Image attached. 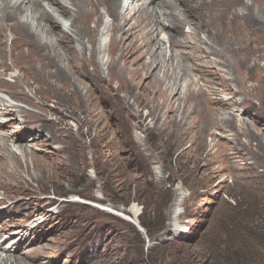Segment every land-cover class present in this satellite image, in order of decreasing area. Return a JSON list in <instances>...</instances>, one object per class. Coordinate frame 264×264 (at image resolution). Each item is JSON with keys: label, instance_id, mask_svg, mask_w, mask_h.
<instances>
[{"label": "rangeland", "instance_id": "374dc122", "mask_svg": "<svg viewBox=\"0 0 264 264\" xmlns=\"http://www.w3.org/2000/svg\"><path fill=\"white\" fill-rule=\"evenodd\" d=\"M222 7L227 8V2ZM199 11L205 20L211 16L214 26H220L212 8ZM90 26H95L93 21ZM164 35L169 56L175 47ZM99 39L105 44L110 37ZM101 59L105 63L107 56ZM260 65H264V58ZM235 70L231 68L232 76L225 78L234 79L231 86L238 93L224 90L235 107L223 113L231 118V113L239 110L240 117L229 122L203 115L190 136L163 125L168 106L152 93L149 76L138 81L145 87V97L138 100L133 93L127 99L129 111H118L126 94L118 92L117 83L100 86L105 92L109 87L110 95L118 96L113 111L107 112L106 123L114 125L110 136L103 138L94 134L97 123L93 128L86 122L79 125L77 118L84 108L70 100L69 91L60 89L59 84L55 90L42 88L43 100H35L41 107L34 110L71 131L66 133V142H55L46 149L54 153L63 147L67 150L60 158L43 156L38 169L16 176L18 184L10 193L17 194L18 199L4 202L0 198V244L15 247L14 257L24 251L23 264H264V70L252 73L255 81L245 84L237 76L241 70ZM16 73L18 70L9 73L5 81L12 84L8 79ZM183 79L187 77L182 76L184 83ZM219 83L222 89L224 81ZM253 83L258 84L255 94L245 95L244 89L248 91ZM19 90L33 95L25 85ZM0 96L8 98L10 105L16 103L30 110L7 93L0 92ZM244 99L247 108L240 104ZM201 106L204 114L218 111L204 102ZM51 109L56 111L49 112ZM244 109L254 115L253 120L242 116ZM22 120L18 115L17 122ZM207 126L210 129L202 136ZM221 136L226 137L219 143L223 151L213 163L206 153L212 139ZM11 147L18 152L13 144ZM184 150L185 157H180ZM205 164L211 169H204ZM55 174L59 178L53 180ZM30 191L36 196L31 205ZM5 192L0 189V197ZM133 207L136 216L129 212ZM146 212L153 214L152 222L145 219ZM132 216L138 221L144 218L153 236L141 224L145 233L140 232L127 219Z\"/></svg>", "mask_w": 264, "mask_h": 264}, {"label": "bare ground", "instance_id": "6f19581e", "mask_svg": "<svg viewBox=\"0 0 264 264\" xmlns=\"http://www.w3.org/2000/svg\"><path fill=\"white\" fill-rule=\"evenodd\" d=\"M219 2L222 5L227 2V8L216 5ZM202 7L215 11L219 27L214 26L211 16L205 20L200 15ZM90 20L95 24L93 28ZM185 26L189 27L188 32L184 31ZM163 34L175 47L169 56ZM106 35L110 39L102 44L99 37ZM102 55L107 56L105 63ZM146 55L150 56L149 61L145 60ZM261 58H264V0H0V92L30 107L27 111L20 104L10 105L8 98L0 96V189L6 191L0 198L4 202L15 201L17 194L10 192L18 184L16 176L25 170L38 169L43 156L52 160L51 155L60 158L67 150L63 147L54 153L46 149L55 142H66V133L71 131L34 110L41 107L35 100H43L42 88L69 91L70 100L84 108L77 118L79 125L86 122L93 128L97 123L94 134L103 138L105 134L110 136L114 125L106 123L107 112L113 111L118 96H111L109 87L105 92L100 86L117 83L118 92L123 90L126 94L118 104V111H129L127 99L133 93L138 100L142 99L145 87L139 86L138 81L149 76L152 93L162 97L168 106L163 125L190 136L203 115L229 122L240 117L239 110H234L231 118L223 113L235 107L224 96V90L238 93L231 86L234 79L225 77L232 76L231 68H235L241 70L237 76L242 83L254 82L255 71L264 70ZM8 61L12 63L6 66ZM15 70L18 73L8 79L12 84L7 83L6 76ZM221 72L226 74L223 76ZM182 76L187 77L184 83ZM219 81H224L222 89ZM21 85L33 95L21 92ZM257 85L253 83L251 89H244L245 95H254ZM245 101L240 104L244 105ZM102 102L107 105L102 106ZM203 102L218 111L204 114L200 110ZM52 111L56 109L49 110ZM249 112L244 109L242 116L253 120L254 115ZM18 115L22 116V122H17ZM61 122L66 125V121ZM208 129L209 126L205 127L200 134L206 135ZM220 139L226 137L212 139V147L206 153L213 163L223 151ZM184 152L179 156L183 157ZM210 167L203 165L204 169ZM53 169L56 170V164ZM55 177L59 178L55 174L53 180ZM29 196L33 198L28 202L31 205L36 196L32 191ZM136 211L135 207L129 210L134 216ZM13 253L15 247L0 244V264H23L25 252L16 257Z\"/></svg>", "mask_w": 264, "mask_h": 264}, {"label": "trees", "instance_id": "16d2710c", "mask_svg": "<svg viewBox=\"0 0 264 264\" xmlns=\"http://www.w3.org/2000/svg\"><path fill=\"white\" fill-rule=\"evenodd\" d=\"M145 219L147 220V219H149L151 222L154 220V216H153V214L152 213H145ZM144 218H142V219H140V221H139V223L141 224V226H143L145 229H147V231H148V235L150 236V237H152L153 236V234L151 233V231H150V226H149V223L145 220ZM150 231V232H149Z\"/></svg>", "mask_w": 264, "mask_h": 264}, {"label": "water", "instance_id": "95a60500", "mask_svg": "<svg viewBox=\"0 0 264 264\" xmlns=\"http://www.w3.org/2000/svg\"><path fill=\"white\" fill-rule=\"evenodd\" d=\"M130 222H132L137 228H138V230L140 231V232H142V233H145V230L140 226V223H139V221H138V219H135V220H133L132 218H130V217H128L127 218Z\"/></svg>", "mask_w": 264, "mask_h": 264}, {"label": "clouds", "instance_id": "9594fccd", "mask_svg": "<svg viewBox=\"0 0 264 264\" xmlns=\"http://www.w3.org/2000/svg\"><path fill=\"white\" fill-rule=\"evenodd\" d=\"M80 202V200H78ZM2 233V232H1Z\"/></svg>", "mask_w": 264, "mask_h": 264}]
</instances>
